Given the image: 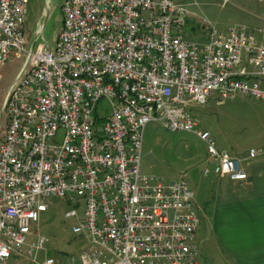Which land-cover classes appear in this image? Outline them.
<instances>
[{
	"label": "built area",
	"instance_id": "1",
	"mask_svg": "<svg viewBox=\"0 0 264 264\" xmlns=\"http://www.w3.org/2000/svg\"><path fill=\"white\" fill-rule=\"evenodd\" d=\"M30 2L0 0V70L26 58L3 104L0 264L25 251L55 264L39 261L40 221L65 199L86 202L73 232L89 247L74 264H204L196 195L186 175L166 183L143 171L146 128L195 135L208 154L204 177L247 181L243 163L264 150L235 157L190 110L214 95L264 104V32L213 28L200 43L185 38L188 11L175 0H67L56 47L29 50Z\"/></svg>",
	"mask_w": 264,
	"mask_h": 264
},
{
	"label": "rangeland",
	"instance_id": "2",
	"mask_svg": "<svg viewBox=\"0 0 264 264\" xmlns=\"http://www.w3.org/2000/svg\"><path fill=\"white\" fill-rule=\"evenodd\" d=\"M66 1L31 0L25 24L29 50L34 47L37 49L41 44L51 50L56 47L64 27L62 8ZM175 2L188 11L185 38L189 41L205 43L213 28L219 33H226L232 27H244L258 39L264 32V1L228 0L226 5L224 0ZM39 31L43 32L41 39L38 38ZM25 63V57H13L0 70V142L8 124V117L3 111L5 97ZM217 100L218 97L214 95L207 105L191 108L190 111L201 128L209 131L221 148L238 158L246 157L251 149L264 150V104L246 96H239L224 104H218ZM103 104L107 102L102 101L101 105ZM61 135L62 133L60 137ZM207 158L205 145L195 135L168 132L159 122L148 124L142 160V168L147 175L166 183L177 181L182 175H186L190 188L202 201V198L218 192L217 185L213 182L214 174L208 178L203 176ZM245 166L243 163V168ZM49 206L48 212L42 215L40 221L39 232L46 238V244L39 261L52 258L55 264H74L78 255L89 247L83 234L73 232L78 221L84 219L86 202L84 199L75 202L69 199L53 200ZM70 211H76L78 217L67 218L66 214ZM207 231L206 227L202 229V235L209 237V241L199 244V259L204 264H229L213 245ZM34 242L36 238L30 237L29 244ZM28 263L31 262L14 256L7 264Z\"/></svg>",
	"mask_w": 264,
	"mask_h": 264
},
{
	"label": "crops",
	"instance_id": "3",
	"mask_svg": "<svg viewBox=\"0 0 264 264\" xmlns=\"http://www.w3.org/2000/svg\"><path fill=\"white\" fill-rule=\"evenodd\" d=\"M257 159L244 162L247 181L237 183L215 176L213 182L218 192L202 201L196 195L200 219L198 243L209 241V237L202 235L206 227L211 242L229 264H264V156ZM26 252L15 257L31 262Z\"/></svg>",
	"mask_w": 264,
	"mask_h": 264
},
{
	"label": "bare ground",
	"instance_id": "4",
	"mask_svg": "<svg viewBox=\"0 0 264 264\" xmlns=\"http://www.w3.org/2000/svg\"><path fill=\"white\" fill-rule=\"evenodd\" d=\"M161 125L163 126V123H161Z\"/></svg>",
	"mask_w": 264,
	"mask_h": 264
}]
</instances>
